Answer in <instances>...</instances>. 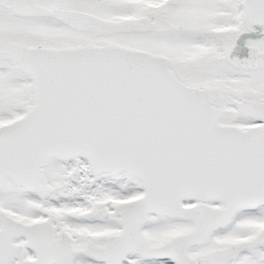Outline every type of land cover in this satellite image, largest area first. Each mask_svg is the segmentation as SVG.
I'll list each match as a JSON object with an SVG mask.
<instances>
[{
	"label": "snow or ice",
	"instance_id": "obj_1",
	"mask_svg": "<svg viewBox=\"0 0 264 264\" xmlns=\"http://www.w3.org/2000/svg\"><path fill=\"white\" fill-rule=\"evenodd\" d=\"M0 264H264V0H0Z\"/></svg>",
	"mask_w": 264,
	"mask_h": 264
}]
</instances>
